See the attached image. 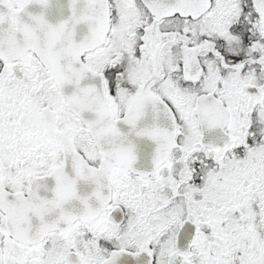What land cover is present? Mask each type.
I'll return each instance as SVG.
<instances>
[{"label":"snow or ice","instance_id":"6c2138e0","mask_svg":"<svg viewBox=\"0 0 264 264\" xmlns=\"http://www.w3.org/2000/svg\"><path fill=\"white\" fill-rule=\"evenodd\" d=\"M0 264H264V0H0Z\"/></svg>","mask_w":264,"mask_h":264}]
</instances>
